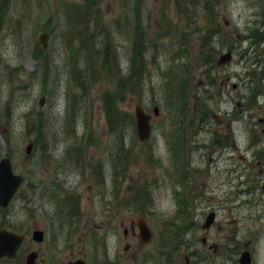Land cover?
<instances>
[{
  "label": "rangeland",
  "instance_id": "obj_1",
  "mask_svg": "<svg viewBox=\"0 0 264 264\" xmlns=\"http://www.w3.org/2000/svg\"><path fill=\"white\" fill-rule=\"evenodd\" d=\"M133 2L99 0L87 7L82 0H0V157L8 156L24 178L0 220L45 230V240L33 244L35 264L75 258L85 264H239L245 248L251 264H264V191L253 189L250 145L254 125L264 118V44L243 40L264 28V0H144L139 8ZM143 22V74L113 95L116 77L127 73L138 48L132 31ZM213 24V53L205 63L200 37ZM106 39L113 55L104 50ZM227 49L231 61L213 64V54L216 61ZM178 83L194 95L184 108L169 95ZM108 94L118 97L126 119L114 130L105 115ZM137 104L152 115L145 142L135 132ZM179 112L187 116L177 123L172 114ZM177 124L187 126L185 167L170 139ZM27 142L33 144L28 155ZM179 167L182 181L174 180ZM183 190L189 224L177 231L167 223H179L175 191ZM71 201L75 209L51 229L48 213L55 204L68 211ZM210 210L215 220L204 231ZM138 217L153 231L148 244L139 242L136 227L134 237L123 235ZM210 243L218 244L216 251Z\"/></svg>",
  "mask_w": 264,
  "mask_h": 264
},
{
  "label": "trees",
  "instance_id": "obj_2",
  "mask_svg": "<svg viewBox=\"0 0 264 264\" xmlns=\"http://www.w3.org/2000/svg\"><path fill=\"white\" fill-rule=\"evenodd\" d=\"M82 1H83V5L88 7V6L94 5L99 0H82ZM143 1L144 0H134L133 2L132 0L133 3H131V7L132 5H134L136 8H139ZM126 12H127V8L125 10V14ZM131 13H132V9L129 8L128 9L129 17H131ZM126 23H128L129 31H130V26L132 25V22L127 20ZM216 28H218V24H216ZM138 29L141 30L138 33V36L133 35V33L137 32ZM147 35H148V32H147L146 26H144V22L143 24L136 26L133 29L131 43L133 44L134 47H138V48H136V51L132 58V63L129 66L127 73L118 76V78L116 77L117 83L115 86V90L113 91V95H117L118 90L120 92L121 87L127 84H130V86L136 84L138 82V79L143 74L144 59L142 55V50H143V47H145L147 44ZM214 35H215V29H214V24H213V25L206 26L200 37L201 47L199 51H200V55L204 57L205 63L208 62L207 59L209 55L211 54V52L213 53L211 49V41L213 40ZM203 47L206 49V51H204ZM104 50L106 51V53L110 52V54L113 55L114 47L112 45L111 40L106 39V41H104ZM33 55L41 59V55L39 52L35 51L33 52ZM104 61H105V58H104ZM214 62H215V57L213 54L212 63L215 64ZM169 95L174 101V103L180 106L181 108L186 107L191 97V94L186 91V88L184 87V85L180 83H178L177 86L171 88ZM117 100H118L117 96L114 97V96H111L110 94H108L104 100L105 115H106L108 124L113 130L116 129V127L119 126L121 122L123 123L126 121L125 116L122 114L121 109H119L118 107ZM184 115L187 116L186 113ZM184 115L181 112H179V113H173L172 117L176 119L179 118L177 121V123H179L183 121L182 116ZM186 127H187L186 125L184 126V125H178V124H177V127H175L176 133H177L176 138L178 140L177 142L179 145H181V138H182L181 134L184 133V130L186 129ZM178 229L179 227L176 228V230ZM167 240H173V239L167 238Z\"/></svg>",
  "mask_w": 264,
  "mask_h": 264
},
{
  "label": "water",
  "instance_id": "obj_3",
  "mask_svg": "<svg viewBox=\"0 0 264 264\" xmlns=\"http://www.w3.org/2000/svg\"><path fill=\"white\" fill-rule=\"evenodd\" d=\"M47 34L41 33L39 35V41L42 45H45ZM231 59V52L228 50L219 55L217 63L224 64ZM43 97L41 98V102ZM154 112H157V108H154ZM135 115V125L138 138L140 140H145L149 136L150 126H149V115L146 114L143 109L136 105L134 109ZM31 144L28 143L25 146L27 153L30 152ZM21 182V176L15 175L11 171V165L9 158L0 159V205L5 206L9 199L11 198L13 192L16 190L17 186ZM214 213L211 212L206 217L204 227H208L209 224L213 221ZM138 226V235L139 239L143 242H147L151 239V231L149 230L145 220L139 218L137 220ZM33 238L36 240L42 239V232L40 230H35L33 232ZM21 236L9 232L4 229H0V256L8 255L12 256L15 252V249L20 244ZM35 259V253L32 252L27 256L26 264H32ZM241 264H249V254L248 252H243L239 258ZM68 264H83L82 260H75L74 262H69Z\"/></svg>",
  "mask_w": 264,
  "mask_h": 264
},
{
  "label": "flooded vegetation",
  "instance_id": "obj_4",
  "mask_svg": "<svg viewBox=\"0 0 264 264\" xmlns=\"http://www.w3.org/2000/svg\"><path fill=\"white\" fill-rule=\"evenodd\" d=\"M264 23V21H262ZM264 27V26H263ZM264 29V28H263ZM262 30V28H260ZM239 37H242L240 34ZM244 41L249 40L250 44H254L259 42L260 40L264 44V36H253L251 35L250 38H244ZM254 51L253 47H247L245 48V51ZM264 52V48L263 51ZM246 55V52H245ZM257 61V60H255ZM264 121V118L260 117V122L258 125H254V129L252 132V138H251V147H253L252 151V158H253V171H254V191L256 192L257 188H261L262 191H264V127H262V122ZM33 242H29L27 245H22L16 252L15 256L13 258H7V257H1L0 262L1 263H9V264H22L23 262L20 261L19 263V253L25 254L30 250V247H32ZM203 245H206L207 242L205 238H202ZM212 245V246H211ZM214 246H218L216 243L208 244L209 248H213ZM217 249V248H216Z\"/></svg>",
  "mask_w": 264,
  "mask_h": 264
}]
</instances>
